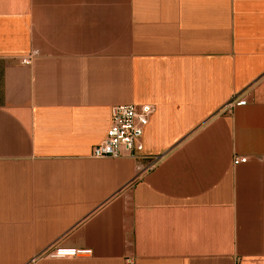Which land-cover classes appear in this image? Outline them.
Returning a JSON list of instances; mask_svg holds the SVG:
<instances>
[{
  "label": "crops",
  "instance_id": "obj_1",
  "mask_svg": "<svg viewBox=\"0 0 264 264\" xmlns=\"http://www.w3.org/2000/svg\"><path fill=\"white\" fill-rule=\"evenodd\" d=\"M121 104L142 151L90 157ZM128 260L264 264V0H0V264Z\"/></svg>",
  "mask_w": 264,
  "mask_h": 264
},
{
  "label": "built area",
  "instance_id": "obj_2",
  "mask_svg": "<svg viewBox=\"0 0 264 264\" xmlns=\"http://www.w3.org/2000/svg\"><path fill=\"white\" fill-rule=\"evenodd\" d=\"M30 52L21 60L23 64H29L35 56ZM246 99L236 96L227 102L226 109L235 106H244ZM153 113V107L148 104H121L113 105L110 109V124L104 138L94 145L90 152L92 158H136L142 151V136L149 118ZM245 157L235 158L234 164L245 162ZM92 254L89 248L52 246L47 252V257L56 260L87 258ZM127 264H131L128 260Z\"/></svg>",
  "mask_w": 264,
  "mask_h": 264
}]
</instances>
